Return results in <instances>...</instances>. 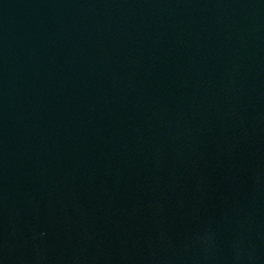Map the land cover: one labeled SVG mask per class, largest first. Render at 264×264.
<instances>
[{
	"label": "water",
	"instance_id": "water-1",
	"mask_svg": "<svg viewBox=\"0 0 264 264\" xmlns=\"http://www.w3.org/2000/svg\"><path fill=\"white\" fill-rule=\"evenodd\" d=\"M0 264H264V0H0Z\"/></svg>",
	"mask_w": 264,
	"mask_h": 264
}]
</instances>
